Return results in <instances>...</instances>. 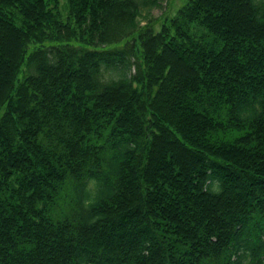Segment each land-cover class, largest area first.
<instances>
[{
  "label": "trees",
  "instance_id": "obj_1",
  "mask_svg": "<svg viewBox=\"0 0 264 264\" xmlns=\"http://www.w3.org/2000/svg\"><path fill=\"white\" fill-rule=\"evenodd\" d=\"M155 4L0 0V264H264V0Z\"/></svg>",
  "mask_w": 264,
  "mask_h": 264
},
{
  "label": "rangeland",
  "instance_id": "obj_2",
  "mask_svg": "<svg viewBox=\"0 0 264 264\" xmlns=\"http://www.w3.org/2000/svg\"><path fill=\"white\" fill-rule=\"evenodd\" d=\"M184 0H156V4L153 6L140 5L139 11L141 14V25L149 23L153 25L154 30L159 29V25L163 18L173 15L176 9L182 4ZM59 10L61 12V18H65L64 0H58ZM12 40H14L12 38ZM13 43L10 41V45ZM121 42H118L116 45L120 46ZM32 45L28 46L27 52L30 50ZM18 78L21 76V72L17 74ZM90 186V184H89Z\"/></svg>",
  "mask_w": 264,
  "mask_h": 264
}]
</instances>
